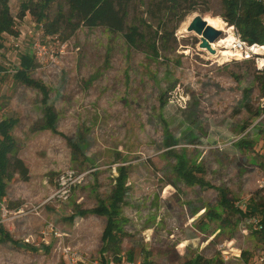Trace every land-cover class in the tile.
<instances>
[{"label": "rangeland", "instance_id": "obj_1", "mask_svg": "<svg viewBox=\"0 0 264 264\" xmlns=\"http://www.w3.org/2000/svg\"><path fill=\"white\" fill-rule=\"evenodd\" d=\"M26 1L10 0L13 16ZM196 3L195 11L184 15L161 0H134L129 23L140 24L145 36L139 49L103 27H81L62 41L45 35L30 14L17 20L18 38L4 35L0 121L18 119L13 135L29 173L26 181L16 173L8 184L3 200L7 212L0 209V222L16 240L37 250L0 244V264H62L60 244L99 255L106 218L72 215L75 208L92 209L98 200L107 201L123 166L129 195L121 214L126 220L121 255L184 264L202 254L225 264H244L243 251L252 258L264 247V240L253 233L262 216L249 225L230 219L225 225L206 213L217 206L222 188L242 208L255 194L264 201L258 189L264 170V119L254 115L257 109L262 112L263 92L253 64L214 63L217 59L199 47L200 35L181 34L196 12L223 19L222 0ZM57 10L55 3L50 18ZM36 42L41 51L34 48ZM154 45L158 55L152 52ZM24 56L36 61L31 76L48 88L58 131L82 145L78 154L64 136L36 131L44 122L42 95L14 78ZM246 89L249 111L242 106ZM251 126L241 146L230 145ZM174 140L178 145L172 147ZM179 156L204 167L211 187L178 182L174 168ZM66 169L89 174L66 203L43 206ZM39 206L37 215L32 208ZM49 223L61 238L50 232L44 240Z\"/></svg>", "mask_w": 264, "mask_h": 264}, {"label": "trees", "instance_id": "obj_2", "mask_svg": "<svg viewBox=\"0 0 264 264\" xmlns=\"http://www.w3.org/2000/svg\"><path fill=\"white\" fill-rule=\"evenodd\" d=\"M64 1L66 9L61 2ZM167 8L181 10L184 15L195 11L196 0H161ZM134 0H28L21 5V11L17 16H13L10 7V0H0V50L4 48V35L18 38L20 32L16 25L17 20H24L30 14L42 27L45 35L58 36L62 41H67L75 35L81 27L94 29L103 27L111 34H120L124 37L128 45L139 49L140 43L145 39L141 32L140 24L129 23L130 7ZM58 4V10L53 18H50L49 11L53 4ZM224 6L223 20L230 25H235L242 37L250 43L264 45V5L259 0H222ZM152 52L158 55V49L154 45ZM37 68L36 61L30 56L21 58L20 67L14 75L15 81L29 88L37 90L42 95L44 106V122L40 130L50 131L53 134L62 135L58 131V114L50 102V92L40 81L31 76ZM258 73V72H257ZM259 74V73H258ZM258 77L264 95V75ZM250 90L246 89L243 95V107L249 104ZM249 111V107L246 108ZM252 112V110H250ZM256 117L262 115L257 109L254 113ZM18 124L17 118H7L0 121V201L7 196L8 184L14 179L16 173L20 174L23 180L28 179V168L24 161L18 156V143L13 135V131ZM74 154L83 151L79 142L64 136ZM191 141L195 139L190 138ZM172 147L177 146L178 141L172 142ZM240 141L236 145L241 146ZM115 187L109 199L98 200L92 209L75 208L72 218H85L88 215H95L106 218V226L102 233L100 256L111 254L117 259L121 254V245L126 234L124 226L126 220L121 217L123 206L129 195L127 186L128 170L125 166L119 169ZM174 175L178 182H183L189 186H199L200 188H210L206 182V170L202 166L190 163L184 157H177V164L174 168ZM176 186V184H174ZM219 198L217 206L206 210V213L214 220H218L226 225L228 219L231 222H239L249 225L253 220L262 216L258 225L260 226L253 233L264 240V201L255 194L242 208L237 204V200L232 198L225 189H218ZM231 224H229L230 226ZM11 243L17 248L27 251H36L37 248L27 242L16 240L11 233L0 222V244ZM246 263L250 260V254L246 251L241 256ZM133 259V257H129ZM64 264V263H62ZM184 264H225L222 260H210L202 254H197L194 258L187 260Z\"/></svg>", "mask_w": 264, "mask_h": 264}, {"label": "built area", "instance_id": "obj_3", "mask_svg": "<svg viewBox=\"0 0 264 264\" xmlns=\"http://www.w3.org/2000/svg\"><path fill=\"white\" fill-rule=\"evenodd\" d=\"M259 1L264 5V0ZM225 24L227 32H223V38L219 41H224L221 47L230 45V50H232V54H230L227 58L229 59V61H227L226 63L233 61L250 63L253 64L259 74L264 75V45L248 42L242 37L241 33L235 25H230L227 22H225ZM34 48L41 51V47L38 42L34 44ZM260 105L262 110L261 117L262 119H264V95L260 99ZM254 127L255 126H251L244 130L239 136H237L230 142V145H236L237 143L245 139L251 134ZM88 174V172H78L74 169L64 170L57 177L56 186L43 206L49 204H52L54 206H61L62 204L66 203L71 197L74 189L77 188L83 181H85ZM258 189L264 193V170L261 178L258 181ZM3 203V200L0 201V209L4 212H7ZM40 208L41 206L33 207L32 211L37 215H40ZM50 232H53L57 238L62 237V234L58 232L57 229H55V226L52 223H49L46 227V230L42 232V234L45 235V241L50 235ZM59 249L64 264H154L147 260L129 259V257L121 254L117 259L108 256L109 254L104 255L105 259H102L100 254L96 255L95 257H91L88 254L82 252L74 245L62 246L60 244ZM244 264H264V247L257 250L254 257L250 258L249 262H245Z\"/></svg>", "mask_w": 264, "mask_h": 264}, {"label": "bare ground", "instance_id": "obj_4", "mask_svg": "<svg viewBox=\"0 0 264 264\" xmlns=\"http://www.w3.org/2000/svg\"><path fill=\"white\" fill-rule=\"evenodd\" d=\"M198 14L199 13L196 12L192 16L189 17L188 21L182 27L181 34L182 33H190L187 30V28H188L189 24L191 23L193 17L198 15ZM204 19L208 22L209 25H211L212 27L222 31V33L227 32L225 21L221 17L205 14ZM222 38H223V35H222V37H220V39H222ZM219 40L217 42L211 44V48L214 50V52H211L207 49H201V50L206 51L211 56L212 59H217L214 61V63H219L222 65V64H225L227 61H229V59H227V58L229 57L230 54H232V50H230V48H231L230 45H227L226 47H221L222 44L224 43V41H219ZM184 246L185 245H182V247H184Z\"/></svg>", "mask_w": 264, "mask_h": 264}, {"label": "water", "instance_id": "obj_5", "mask_svg": "<svg viewBox=\"0 0 264 264\" xmlns=\"http://www.w3.org/2000/svg\"><path fill=\"white\" fill-rule=\"evenodd\" d=\"M187 30L200 35L202 40L199 47L201 49H207L211 52H214V50L211 48V44L217 42L223 35L222 31L209 25L201 14L193 17Z\"/></svg>", "mask_w": 264, "mask_h": 264}]
</instances>
